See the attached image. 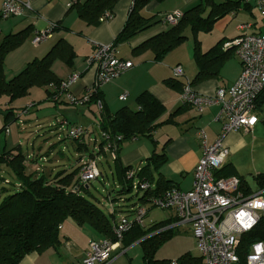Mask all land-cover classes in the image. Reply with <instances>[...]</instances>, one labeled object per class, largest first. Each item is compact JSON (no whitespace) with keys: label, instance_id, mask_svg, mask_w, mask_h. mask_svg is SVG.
I'll return each instance as SVG.
<instances>
[{"label":"trees","instance_id":"16d2710c","mask_svg":"<svg viewBox=\"0 0 264 264\" xmlns=\"http://www.w3.org/2000/svg\"><path fill=\"white\" fill-rule=\"evenodd\" d=\"M148 1L132 0L127 22L114 40L116 45L123 41L132 40L157 23L155 16L143 14V9ZM119 2L120 0H72L71 6L78 10V15L83 21L89 25L97 26L103 22L101 17L106 12L109 11L112 17L114 16L115 7ZM243 3L244 7H249L250 3L246 0L218 2L216 0H201L194 7L182 12V18L177 24L167 25V29L147 39L140 48L149 47L154 52L155 59L160 61L188 38L186 35L187 28H191L194 32L201 29L211 31L220 18L238 10ZM162 21H164L163 18ZM25 32L26 30L11 33L5 36L3 42L0 43V97L7 95L10 104L15 101V98L27 95L32 87H48L51 84L53 87H59L62 80L54 73L52 64L59 57L72 65L75 55L73 48L61 39L45 56L31 60L22 71L7 80L3 73L4 59L7 53L24 41ZM195 41L193 53L199 69L194 80L191 81L192 86L211 78H219L223 63L235 54L234 50L223 49V43L227 41L224 38L205 52L201 51L200 41L197 37H195ZM166 82L171 86L173 83L177 84L174 80H167ZM183 85L184 83L181 84L180 91H182ZM47 91L46 100L52 101L51 96L54 89L51 91L47 89ZM101 99L103 108L100 110L98 126L102 132V139L98 143V150L96 152L91 151L87 155L80 153L75 168L68 174H65L67 170L57 171L53 176H48L41 170L27 172L26 154L20 145L13 149L17 153L14 154L12 150H5L0 155V164L4 163L10 167L18 185V190L6 195L0 202V264H19L26 254L45 251L48 248H59L64 239L61 232L62 226L70 219H73L79 226L87 225L92 230H96L102 236L101 239L116 240L114 227L119 220L116 217L118 210L113 203L122 199V195L130 193L133 179H127L126 173L132 168V165L123 166L116 154L113 162V175L119 181V188L115 195L107 197L112 207L110 211L105 212L99 205L102 203L100 200L93 201L91 199L93 196L89 192L91 182L87 187V184L80 181L81 159L84 157L94 158L110 139L118 143L117 150L124 142L132 138L147 137L152 140L157 128L168 123L170 119L160 121L166 112V106L148 91L141 92L137 97V110L125 106L111 113L106 107L100 90L92 93L90 102L96 103ZM263 105L264 93L260 94L258 109ZM3 112L5 117L2 131L6 130L19 117V114L11 106L5 107ZM103 133L109 135V138H106ZM86 135L82 139H74L79 141V148L83 149L84 152L88 150V145L85 142ZM119 136L121 139H117ZM164 149L165 147L162 153H157L154 150L146 163L141 164V170L137 173V179L146 180L154 187L152 193L142 191L143 195L140 198L142 203H146L151 194L177 188V184L164 177L160 171L168 160ZM222 173L224 175L233 174L228 166L223 168ZM98 178H102L103 181L105 172L101 171ZM253 181L258 187L264 188V172L255 175ZM242 182L243 186L248 187V189L252 187L245 180ZM5 183L10 184L11 181L7 179ZM6 190V188H2V191ZM131 208L130 212L132 211ZM171 221H176L175 214L166 221L156 222L149 226L145 225V221L142 226L134 224L124 234L122 243L128 247L135 242H140L143 252L142 264H172L173 260H175V264H204L201 254L196 256L190 252L183 253L176 259L157 258V250L173 235V228L161 230L172 223ZM255 240L264 241V222L244 238L242 247L248 249L249 243Z\"/></svg>","mask_w":264,"mask_h":264},{"label":"crops","instance_id":"0c3cea01","mask_svg":"<svg viewBox=\"0 0 264 264\" xmlns=\"http://www.w3.org/2000/svg\"><path fill=\"white\" fill-rule=\"evenodd\" d=\"M3 1L4 0H0V10ZM19 1L29 2L32 9L25 10L23 16L16 17L17 20H15L16 18H12L14 20L10 18L7 20L11 21L3 25L0 24V43L3 42L5 36L26 30L24 41L7 53L4 59L5 64L3 73L5 78L7 80L13 78L14 75L22 71L31 60L45 56L56 43L63 39L75 51L72 65H69L66 60L57 57L52 64V69L62 81L75 72H78L80 78L70 87V92L75 96L88 92L94 84L95 68L93 65L89 64L87 58L93 53L95 44H109L116 39L127 22L129 7L131 6L132 0H120L115 7L116 11L114 16L109 19L108 22H101L97 26L89 25L79 17L78 10H76L75 7L69 6L72 0ZM200 1L201 0H149L143 9V14L146 16H155L157 23L146 29L142 34L135 36L132 40L123 41L118 46L119 56L132 61L133 67L124 72L122 76L100 87V94L103 96L106 107L111 113L125 106L137 110V97L143 91L151 92L161 103L165 104L166 112L163 114L161 121L167 119H170V121L164 123L161 128L158 127L162 130L157 128L152 136L153 141L147 137L143 138L152 141V145L153 147L155 146V152L157 153H162L165 147L164 151L167 153L168 160L160 171L164 177L173 180L177 184L178 189L185 191L190 190L192 187L194 180L193 172L198 164L197 162L203 154L202 144L198 138V131L200 129L205 130L209 144H213L223 133V121L217 119L220 105L214 103L204 108L202 111H198L193 106L181 103V84L185 83L186 78H189L191 81L194 80L199 69L195 60H192L189 55L187 58L178 55V57L170 59L169 56L172 55L168 53L164 59L158 61L155 59L154 52L149 47H140L147 39L168 28L162 21V15L175 10L184 12L194 7V5ZM249 3L248 8L244 7L243 3L238 10L220 18L215 23L213 27L215 28L214 30H219L215 38L218 42L222 38L228 41L244 33L263 31L264 18L256 7V1L251 0ZM0 19H2L1 14ZM244 22L250 23L251 27L244 31H240L237 26ZM52 24L56 26L53 28L54 30L50 37L37 47L32 46L31 40L35 38L36 32L38 30L48 29ZM173 51L174 50H172V52ZM172 52L170 54H172ZM178 64L183 66L186 78H176L174 66ZM223 64L219 78H211L210 80L194 84V90L205 95H211L215 93L219 87H229L233 85L240 76L242 63L235 54V57L230 58ZM59 65L62 66L61 69H59ZM167 80H174L178 85L174 83L172 86L168 85L166 82ZM36 87L38 86L32 87L27 94L30 96L32 95V91L34 93L35 90H40L42 93H40L39 101H49L46 100L48 93L47 89L49 91L53 90V85L51 84L48 87ZM125 92H127L128 97L123 101L119 97ZM58 102L67 103L65 97ZM30 105L31 104L28 103L27 106L29 107ZM87 105H89V107H96L100 113L99 107H97L95 102H89ZM13 108L15 109L16 107ZM24 108L25 107H23V109ZM30 110L31 109H29V111ZM263 123L264 117L261 116L253 132L247 133L244 130L229 132L225 135L224 139V145L229 150V155L225 161V167L228 166L231 173L237 174L242 180H245L249 184L251 178L253 179L255 175L261 172L257 171L253 173V167L251 166L253 163L247 165L245 161L238 162L236 158L242 155L246 148L249 147L250 149L251 146L255 148V142L258 138L256 133L260 130L261 124ZM3 127L4 124L0 121V133ZM86 130H88V132L91 131L90 128ZM7 143V139H4V137L0 135V151L3 149L6 150ZM11 148L10 150H12V153H17V151ZM54 148L55 147L51 150ZM151 149L150 144L143 141L141 137L132 138L124 142L119 150H117L116 154L119 156L123 166L132 165V167H136L141 166L142 162L145 164L146 160L152 156L154 150L152 154H150ZM6 151H8V149ZM105 153H110V156H112L110 151H106ZM52 156V154L48 155L47 152H30L26 154L25 165L27 166V172L31 173L41 170L44 171V174L53 176L55 172H57L54 168L47 166L43 170L39 168V164L53 161V159H51ZM112 158L114 162L115 158L113 156ZM56 162L59 163L60 161L57 159ZM9 168L7 164H0L2 173ZM69 171L70 170L67 169L65 174H68ZM247 175H250L248 176L249 178ZM61 232L64 239L59 248H48L45 251H35L26 254L19 264H82L85 250L90 243L89 241L102 238L96 230H92L87 225L79 226L73 219L63 224ZM137 243L140 244V242H135L133 245ZM133 245L125 247L122 243L120 248L113 252V254H115L113 264H116L123 255L128 254L127 251Z\"/></svg>","mask_w":264,"mask_h":264},{"label":"built area","instance_id":"2783aa9c","mask_svg":"<svg viewBox=\"0 0 264 264\" xmlns=\"http://www.w3.org/2000/svg\"><path fill=\"white\" fill-rule=\"evenodd\" d=\"M251 1V0H246ZM256 7L264 18V0H255ZM72 1L69 6H71ZM31 10L29 2L19 0H4L0 10L1 17L9 19L11 16L23 15L25 10ZM112 14L108 11L102 17L108 22ZM164 24H177L182 18L179 10L162 16ZM55 24L48 29L38 30L33 44L37 45L50 37ZM238 29L244 31L251 24L244 22ZM119 45L114 41L109 44H95L93 53L88 56V62L95 68L94 84L88 92L73 95L70 87L80 78L75 72L67 79H63L59 87L54 86L53 99L66 101L73 105H82L91 100L92 93L100 90L104 84L122 76L133 67V62L119 56ZM224 50H234L242 63V70L238 79L229 87H219L215 93L205 95L194 90L191 80L185 77L183 66H174L177 78H186L181 93V103L195 107L198 111L218 103L220 105L217 119L223 121V133L213 144L208 143L204 129L198 131V138L202 144V157L197 162L190 190L177 188L169 189L158 194L148 196L146 203L132 207L133 216L122 215L115 224V241L111 239L90 240L85 250L82 264H113L115 254L120 248L124 234L134 224L143 225L145 217L151 207L173 209L176 221L169 223L161 230H169L174 226L190 225L196 247L203 257L204 264H264V241L250 242L248 249L242 247L244 238L254 232L264 222V188L243 186L242 178L238 175H224L223 168L229 150L224 145L225 135L229 132L244 130L253 132L260 117H264V105L258 109L260 94L264 93V29L256 33H244L223 43ZM125 92L120 99L125 101ZM101 110L102 99L96 102ZM64 125L68 121H63ZM9 132V128L6 129ZM73 139H82L88 132L80 126L67 129ZM106 138L109 135L103 133ZM117 139H121L119 136ZM106 151L116 158L118 143L109 140L104 146ZM80 181L89 184L100 176L98 160L88 157L81 159ZM141 166L130 168L126 173L127 179H133L131 189L135 191H149L153 186L146 180L137 179ZM175 264V260L171 262Z\"/></svg>","mask_w":264,"mask_h":264},{"label":"rangeland","instance_id":"374dc122","mask_svg":"<svg viewBox=\"0 0 264 264\" xmlns=\"http://www.w3.org/2000/svg\"><path fill=\"white\" fill-rule=\"evenodd\" d=\"M216 1L218 2L223 0ZM17 16L19 15L11 16V19L16 18ZM15 20H17V18ZM8 21L11 20L2 18L0 19V24L3 25ZM214 29L215 28H213L211 31H205V29H201L194 32L191 28H187L186 35L188 38L183 41L182 45L173 49L174 51L172 54H170L171 52L169 53V55H172L169 56L170 59H174L178 57V55L182 56L183 58H187L189 55L192 60H194L193 48L196 44L195 37H197L198 41H200L201 51L205 52L208 50V48L218 42L215 38L219 30ZM31 44L34 47L39 45H34L33 40H31ZM233 57H235V54H233ZM61 68L62 66L59 65V69ZM40 93H42L40 90H35L34 93L32 91V95L29 96L27 94L25 96L17 97L11 104L9 103L7 95H2L0 97V121L2 123H4L5 115L3 109L5 107H16L15 110L19 114V117L16 119V121L8 126L9 132L7 133L6 130H4L0 133V135L8 141L6 150H10L11 147V149H14L18 144H20L24 154H28L30 152H47L48 155H53L51 157L53 161L39 164L40 169L43 170L47 166L54 168L56 171L67 169L72 171L75 168V164L80 153L87 155L88 153H91V151L96 152L98 150V143L102 139V132H100L98 127V118L100 117V113L96 107H89V105H87L91 100L84 105L82 104L73 106L68 102L59 103L57 100L53 99V95L51 97L56 102L53 100L39 101ZM28 103L31 104L29 107L27 106ZM23 107L26 109H23ZM29 109L31 110L29 111ZM62 120L68 121V124L64 125ZM161 120L162 118L160 121ZM78 126L85 129L90 128L91 130L86 135V145H88V150H85V152L83 149L79 148V141L72 139L67 133V129ZM256 136H258V138L255 142V148L253 146H251L250 149L249 147L246 148L244 153L236 158L238 162L245 161L247 165L253 163L251 165L253 167V173H256L257 171L264 172V123L261 124V128L256 133ZM141 139L150 144V149L152 146L150 152V154H152V151L155 150V146L153 147L152 141L143 137H141ZM53 147L55 148L51 150ZM4 150L5 149L0 151V155L4 153ZM105 152L106 150L103 147L99 154H97L94 158L92 157V160H98V168H100V171L105 172V178L103 181L101 180L102 178L93 179V181L90 183L89 192L93 195L91 199L93 201L100 200L102 202L99 203L100 207L105 212H108L111 210L112 206L110 205V201L107 197L116 194V191L119 188V181L116 180L115 176L113 175V158L110 156V153L106 154ZM57 159L60 161L59 163L56 162ZM248 176L250 175H247V177ZM7 179L11 181L10 184L5 183V180ZM250 184L253 186V188H257V185L252 178ZM2 188H6L7 190L2 191ZM16 190H18V185L14 174L11 172V169L9 168L6 171H3V173L0 170V202L6 195L13 193ZM142 195L143 192L137 193V191L131 189L130 193L122 195V199H118L117 202H114L113 204H115V207L118 210L116 214L117 219L119 220L122 215H127L129 218L134 217L133 212H130V208L132 206L138 207L144 204L140 201ZM173 215V209H161L156 206L151 207L147 213V216L145 217V225L149 226L156 222L166 221ZM157 251V258L161 259H176L186 252H190L192 255L196 256L200 255V251L196 247L195 237H193L190 226L174 227L172 237H170L168 241L164 242ZM127 253L128 254L123 255L116 264H141L143 252L139 243L134 244L127 251Z\"/></svg>","mask_w":264,"mask_h":264},{"label":"water","instance_id":"95a60500","mask_svg":"<svg viewBox=\"0 0 264 264\" xmlns=\"http://www.w3.org/2000/svg\"><path fill=\"white\" fill-rule=\"evenodd\" d=\"M87 187H88V185H87Z\"/></svg>","mask_w":264,"mask_h":264}]
</instances>
